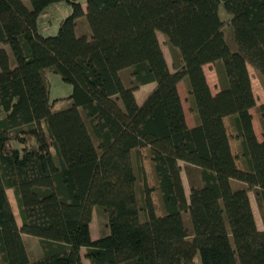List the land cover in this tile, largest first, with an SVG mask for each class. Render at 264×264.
Instances as JSON below:
<instances>
[{
	"label": "trees",
	"instance_id": "trees-1",
	"mask_svg": "<svg viewBox=\"0 0 264 264\" xmlns=\"http://www.w3.org/2000/svg\"><path fill=\"white\" fill-rule=\"evenodd\" d=\"M66 1L71 14L54 36L38 18ZM0 0V264H29L23 235L38 239L33 264H264V105L258 142L247 67L264 80V0ZM230 16L223 21L219 7ZM85 19L90 34H77ZM231 27L235 49L225 38ZM172 54L170 70L157 34ZM221 65L213 96L203 67ZM130 72V85L120 76ZM49 73L72 87L53 112ZM186 80L197 125L185 121L177 85ZM155 84L143 104L134 96ZM231 119L245 168L236 166L223 123ZM146 149L162 215L144 175ZM139 175L137 220L129 173ZM184 164L200 184L184 192ZM238 182L246 188L234 189ZM16 202L18 226L7 191ZM105 220L91 238L93 210ZM183 214H188L189 233ZM199 257V263L196 258Z\"/></svg>",
	"mask_w": 264,
	"mask_h": 264
},
{
	"label": "rangeland",
	"instance_id": "rangeland-1",
	"mask_svg": "<svg viewBox=\"0 0 264 264\" xmlns=\"http://www.w3.org/2000/svg\"><path fill=\"white\" fill-rule=\"evenodd\" d=\"M21 1L23 2V4L27 8H30L29 0H21ZM71 11H72L71 6L66 1H60V2L54 3L51 6H49L43 13L40 14V16L38 18V31H39V33L45 37L56 35L60 21H62L64 18L68 17L71 14ZM218 13H219V17L221 20L226 21L227 19L230 18V16L224 11L222 6L219 7ZM77 34H86V35L90 34V29H89L85 19H81L79 21L78 26H77ZM224 34H225V38H226L228 45L236 47L234 40H233L232 28L228 27V26L225 27ZM157 37H158L161 49L163 51V54L165 55V58L168 62L169 68L171 71H173L172 54L169 50L168 45L166 44L165 37L161 33H158ZM0 48H3L8 52V54L10 56V62L13 65L14 59H13V57L9 51V48L6 45H2V44L0 45ZM120 76L123 80L124 85L128 87L130 85V81H131L129 70L126 69V70L121 71ZM47 81H48V85H49V99H50V102L53 103V112L63 111L65 109H67L68 107H70L71 102H70V100H68V97L70 96L71 91H72L71 85L63 82L58 75H55L52 73L48 74ZM142 165H143V169H144V175H145L146 183H147L148 187L152 190L150 197H151V200L153 203L155 215L157 217H160L162 215V211H161V207H160L158 194L156 192V183L154 181L152 171H151L149 165L148 166L145 165V162L143 160H142ZM236 165L239 169L245 168V165H244L243 161L241 160V158H238L236 160ZM129 173L131 176L136 177V181L132 184V192H133L134 205H135V208L137 210V220H138V222H140V221H142V214H141V212H139L140 207L142 205L141 204V191H140V186H139V178L140 177L138 175V172L136 169V164L134 162V154L130 158ZM181 174H182V177L185 181L186 196L188 197L189 196V187H191L193 185L198 186L200 184L199 179H198V183L195 180L196 176L198 178H199V176H198V174H196V176L194 174V175H190V177L186 178L187 175H185L184 168L182 169ZM188 179L190 181H188ZM233 188L234 189L246 188V186L242 185L238 182H235V183H233ZM7 195L10 199L9 201L11 203V206H12L15 218H16V222H17L18 226H20L21 221H20V218L18 215V210H17L16 202L14 200L12 191L8 190ZM248 196H249V200H250V204H251V208H252V212H253V215L255 218L257 228L260 231H264L262 213L259 210L258 205L256 203L254 191L253 190L249 191ZM183 221H184L189 233H192V229H191V225H190V219H189L188 214H183ZM104 224H105L104 218L101 216L100 212H98L97 209H94L93 210V219H92V223H91V238L93 240H96L100 236V234L103 230ZM23 242L25 244L27 254L29 257V264H33L42 255V251H41V248L39 245V241L35 237L23 235ZM81 255H82V259L84 261H86V259L84 258L85 250L81 251ZM196 262L199 263V257L196 258Z\"/></svg>",
	"mask_w": 264,
	"mask_h": 264
},
{
	"label": "crops",
	"instance_id": "crops-1",
	"mask_svg": "<svg viewBox=\"0 0 264 264\" xmlns=\"http://www.w3.org/2000/svg\"><path fill=\"white\" fill-rule=\"evenodd\" d=\"M227 20H229V19H227ZM223 21H225V20H223ZM230 47L232 49H235V47H233V46H230ZM164 57H165V55H164ZM165 60H166V58H165ZM166 62H167V60H166ZM167 64H168V62H167ZM247 69H248V73H249L250 80H251L252 92H253V95H254L255 101H256V107L250 110V114L252 117L251 123H252L253 131H254V134H255L257 141L262 142L263 141V128L261 126L259 117L257 115L256 108H258L261 105H264V80L261 79L259 77V75L250 66H248ZM203 71H204L208 86L210 88L211 94L213 96L217 95L221 90V80H220V76H219V73L221 72V65L219 63L207 64L203 67ZM154 87H155V84H148V85L140 87L137 91H135L134 96H135V99H136V102L138 105L143 104V102L145 101V99L147 98V96L149 95V93L152 91V89ZM177 89H178L179 98L181 100L182 109L184 112L186 124L189 128H194L197 125V116H196V113H195L194 108H193L192 100L190 99V97L187 94V82H186V80L181 81L177 85ZM223 123H224L225 129H226V132H227V135L229 138V144H230L232 155L237 160L238 158H240V150H239V144L234 139V136H233L231 119L225 118L223 120ZM140 153H141L142 160L145 162V165H147V166L149 165V167H150V164H149V161L147 158L146 149L140 150ZM133 154H134V152L132 151L131 157ZM180 167L182 169L184 168V164L181 162H180ZM150 169H151V167H150ZM194 174L196 176V173L194 171H191L190 175H194ZM181 178H182V183H183V187H184V192L186 194L185 181L182 177V174H181ZM186 178H188V177L186 176ZM195 180L198 183V177L197 176H196ZM188 181H190V180L188 179ZM189 191H190V187H189ZM82 250H84V249H82ZM82 261H83V264H89L88 260L84 261L82 259Z\"/></svg>",
	"mask_w": 264,
	"mask_h": 264
}]
</instances>
